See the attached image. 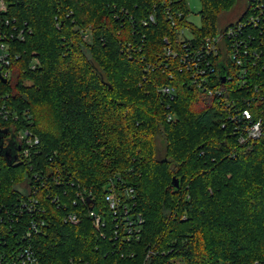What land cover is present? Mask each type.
Wrapping results in <instances>:
<instances>
[{
    "label": "trees",
    "instance_id": "trees-1",
    "mask_svg": "<svg viewBox=\"0 0 264 264\" xmlns=\"http://www.w3.org/2000/svg\"><path fill=\"white\" fill-rule=\"evenodd\" d=\"M8 1L9 15L31 33L14 43L20 56L0 79V252L27 246L38 264L264 263V134L241 145L234 103L194 87L181 68L184 54L219 33L221 18L244 20L255 1L202 0L199 26L187 18L188 0ZM182 28L191 32L185 41ZM224 66L226 73L216 66L213 88L248 107L240 99L248 87L227 80ZM167 85L174 99L160 91ZM249 108L264 121V101ZM24 132L39 143L28 145ZM119 179L120 188H134L145 218L131 242L115 239L113 225L97 233L90 198L77 196L92 193L107 210L106 185ZM34 191L39 204L30 211ZM70 211L83 212L78 224L65 221Z\"/></svg>",
    "mask_w": 264,
    "mask_h": 264
},
{
    "label": "built area",
    "instance_id": "built-area-1",
    "mask_svg": "<svg viewBox=\"0 0 264 264\" xmlns=\"http://www.w3.org/2000/svg\"><path fill=\"white\" fill-rule=\"evenodd\" d=\"M254 12L246 15L244 20H240L237 23H231L222 30L212 36L205 38L202 44H196L195 50L192 54H184L182 58L183 67L190 73V82L194 87L205 91L209 95L223 96L226 102L234 103L233 116L235 129L240 132L238 141L241 145H245L249 140L258 139L264 134V121L263 118L254 120V113L249 108L253 102L264 101V0H253ZM253 8V7H252ZM252 11V10H251ZM248 16V17H247ZM150 21H155V16L150 15ZM148 24V22H144ZM248 27H252L259 32V35L246 36L245 30ZM31 33V28L25 21L18 20L17 17L9 15V1L0 0V79H8L11 76L13 59L20 55L14 49V43H18L26 39V35ZM263 35L262 39L259 37ZM181 40L185 41V37H191L186 34L185 29L180 31ZM189 44V43H188ZM187 42L183 43V47L188 46ZM168 54L177 55L178 52H174L168 49ZM218 64H224L227 66L229 74L227 80L235 81L238 89L248 87L250 96L241 97L248 107L240 108L236 107L235 98H231L228 95V91L225 87H219L214 89L211 83V79L217 74ZM34 68V64H31ZM258 77V82H252V78ZM160 91L170 96L171 99L175 98L176 90L173 86H162ZM227 95V96H226ZM238 98V97H237ZM4 117H8L7 110L3 112ZM176 117L174 114H168V120L172 121ZM15 118H18V114H15ZM225 126V124L223 125ZM26 143L30 146L39 143V139L34 136H29L28 132H24L21 136ZM28 148L24 150L27 154ZM37 177V175H34ZM40 178V177H39ZM118 181L111 180L106 185V192L104 196L107 210H100L97 207L95 198L92 193L78 192V198L82 203H87L86 198H90L88 201L87 216L92 219V223L95 230L100 235H105L104 228L108 225L112 226L113 237L119 242L132 240H138L142 234L145 218L143 214L136 210L133 199L135 196V190L133 187L124 186L119 187ZM43 183V182H42ZM30 198V204H26L27 209L30 211L36 210L35 205L39 204V198L35 196ZM55 201V200H54ZM78 200H74V203ZM107 215L110 216L111 223H108ZM83 218V212L70 211L65 216V221L71 224H78ZM34 222V221H33ZM31 223L29 229L26 230V236H31L32 232L38 231L37 220ZM153 251H149V256ZM0 264H38L37 258L30 247L20 246L12 253L5 254L0 252ZM84 264H88L85 262ZM168 264H186L181 259L174 258ZM230 264V263H223ZM254 264H264L259 260H256Z\"/></svg>",
    "mask_w": 264,
    "mask_h": 264
},
{
    "label": "rangeland",
    "instance_id": "rangeland-1",
    "mask_svg": "<svg viewBox=\"0 0 264 264\" xmlns=\"http://www.w3.org/2000/svg\"><path fill=\"white\" fill-rule=\"evenodd\" d=\"M247 0H245V2H246ZM187 4H188V6H189V9H190V14L188 15V20L190 21V22H192L193 24H195V25H197V26H199V25H201V23H202V18H201V15H200V13H201V11H202V6H203V3H202V0H188L187 1ZM232 17H234V16H232ZM240 17V16H239ZM239 17H235V18H228V20L227 19H224V17L223 18H221L220 19V28H224L225 26H227V25H229V23L230 22H236V20L239 18ZM234 19V20H233ZM229 20H233V21H229ZM73 29H75V30H77V29H79V27L78 26H74L73 27ZM182 29H185V32H186V34H188V35H190V30L188 29V28H182ZM181 29V30H182ZM180 30V31H181ZM222 30V29H221ZM220 30V31H221ZM219 31V32H220ZM81 33L84 35V39L85 40H87L88 42L90 41H92V32L90 31V29H82L81 30ZM34 60V62H36L37 60L34 58L33 59ZM176 117H174V119H175Z\"/></svg>",
    "mask_w": 264,
    "mask_h": 264
},
{
    "label": "water",
    "instance_id": "water-1",
    "mask_svg": "<svg viewBox=\"0 0 264 264\" xmlns=\"http://www.w3.org/2000/svg\"><path fill=\"white\" fill-rule=\"evenodd\" d=\"M220 66L223 67V71H224V73H226V71H227L226 67L223 64H220ZM3 80H4V82L6 81L5 78H3ZM225 80H226V76L224 74H222V81L224 82ZM6 154L8 155V157H11L12 156V154H11L10 151H6ZM173 182H174V184H175L176 187L179 185L178 179L174 178L173 179ZM88 201H90V199H88Z\"/></svg>",
    "mask_w": 264,
    "mask_h": 264
}]
</instances>
